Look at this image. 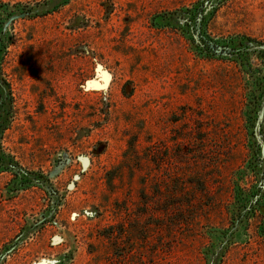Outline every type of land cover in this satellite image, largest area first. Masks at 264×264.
<instances>
[{
  "label": "rangeland",
  "instance_id": "rangeland-1",
  "mask_svg": "<svg viewBox=\"0 0 264 264\" xmlns=\"http://www.w3.org/2000/svg\"><path fill=\"white\" fill-rule=\"evenodd\" d=\"M0 85V264H264V0H0Z\"/></svg>",
  "mask_w": 264,
  "mask_h": 264
},
{
  "label": "trees",
  "instance_id": "trees-1",
  "mask_svg": "<svg viewBox=\"0 0 264 264\" xmlns=\"http://www.w3.org/2000/svg\"><path fill=\"white\" fill-rule=\"evenodd\" d=\"M199 51H200L201 54H203V55H205L207 57H214L211 53H208V51L204 47L199 48ZM0 87H1V85H0ZM0 92H1V90H0Z\"/></svg>",
  "mask_w": 264,
  "mask_h": 264
}]
</instances>
